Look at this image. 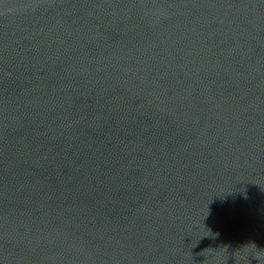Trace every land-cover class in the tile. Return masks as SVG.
<instances>
[{"label": "water", "instance_id": "water-1", "mask_svg": "<svg viewBox=\"0 0 264 264\" xmlns=\"http://www.w3.org/2000/svg\"><path fill=\"white\" fill-rule=\"evenodd\" d=\"M0 264H264V0H0Z\"/></svg>", "mask_w": 264, "mask_h": 264}]
</instances>
